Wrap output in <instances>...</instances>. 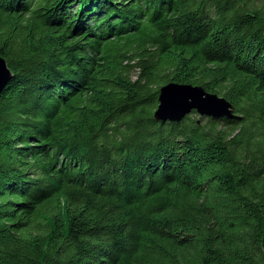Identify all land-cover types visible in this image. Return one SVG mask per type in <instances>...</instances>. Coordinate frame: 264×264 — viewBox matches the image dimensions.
Returning a JSON list of instances; mask_svg holds the SVG:
<instances>
[{"label": "trees", "instance_id": "trees-1", "mask_svg": "<svg viewBox=\"0 0 264 264\" xmlns=\"http://www.w3.org/2000/svg\"><path fill=\"white\" fill-rule=\"evenodd\" d=\"M0 57V264H264V0H0Z\"/></svg>", "mask_w": 264, "mask_h": 264}, {"label": "water", "instance_id": "water-1", "mask_svg": "<svg viewBox=\"0 0 264 264\" xmlns=\"http://www.w3.org/2000/svg\"><path fill=\"white\" fill-rule=\"evenodd\" d=\"M11 79V72L0 57V94ZM194 111L200 118H230L233 106L214 93L199 86L168 83L158 90L157 107L153 112L155 121H179Z\"/></svg>", "mask_w": 264, "mask_h": 264}, {"label": "rangeland", "instance_id": "rangeland-1", "mask_svg": "<svg viewBox=\"0 0 264 264\" xmlns=\"http://www.w3.org/2000/svg\"><path fill=\"white\" fill-rule=\"evenodd\" d=\"M199 117V116H198Z\"/></svg>", "mask_w": 264, "mask_h": 264}]
</instances>
